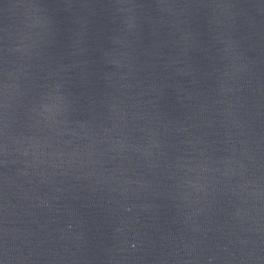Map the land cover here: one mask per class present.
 <instances>
[{
  "label": "water",
  "instance_id": "water-1",
  "mask_svg": "<svg viewBox=\"0 0 264 264\" xmlns=\"http://www.w3.org/2000/svg\"><path fill=\"white\" fill-rule=\"evenodd\" d=\"M0 264H264V0H0Z\"/></svg>",
  "mask_w": 264,
  "mask_h": 264
}]
</instances>
